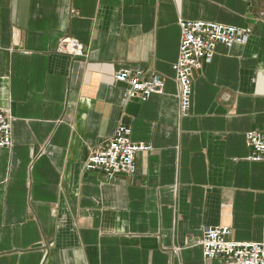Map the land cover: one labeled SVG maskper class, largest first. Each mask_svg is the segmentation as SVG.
<instances>
[{"label":"crops","instance_id":"crops-1","mask_svg":"<svg viewBox=\"0 0 264 264\" xmlns=\"http://www.w3.org/2000/svg\"><path fill=\"white\" fill-rule=\"evenodd\" d=\"M181 20L251 30L195 72L187 113ZM65 38L83 54L59 53ZM120 69L165 93L126 99ZM0 108L14 140L0 148V264H226L204 257V227L261 241L264 162L246 135L264 132V0H0ZM120 125L152 147L136 173L86 171Z\"/></svg>","mask_w":264,"mask_h":264},{"label":"built area","instance_id":"built-area-1","mask_svg":"<svg viewBox=\"0 0 264 264\" xmlns=\"http://www.w3.org/2000/svg\"><path fill=\"white\" fill-rule=\"evenodd\" d=\"M181 40L179 55L173 65L179 86L181 110L187 113L192 105L194 74L205 64H210L216 56L218 46L231 49L235 45H245L251 35L248 28L215 22L181 20L179 22ZM59 53L81 56L84 46L75 39H62ZM142 70L120 69L114 75L116 83L125 86L128 100L147 102L153 95L165 93V82L159 76L145 80ZM13 118L0 108V148L11 149L13 140ZM131 129L120 125L107 145L93 151L84 164L85 170L99 172L112 180L119 174L133 176L137 171L135 157L139 153L152 151L146 143L131 139ZM247 146L252 154L251 162H264V132L251 131L246 135ZM231 229L226 226H207L200 241L205 258H223L226 264H264V226L262 239L257 243H239L229 239Z\"/></svg>","mask_w":264,"mask_h":264}]
</instances>
